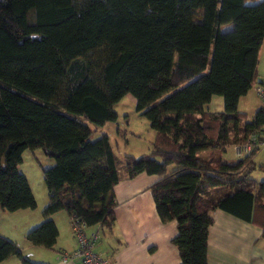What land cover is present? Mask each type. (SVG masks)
<instances>
[{
	"label": "trees",
	"instance_id": "1",
	"mask_svg": "<svg viewBox=\"0 0 264 264\" xmlns=\"http://www.w3.org/2000/svg\"><path fill=\"white\" fill-rule=\"evenodd\" d=\"M263 41L259 0H10L0 11V210L37 208L19 166L26 150H41L54 164L43 169L49 202L27 235L32 245L54 247L49 217L59 212L111 232L115 186L141 173L160 177L150 190L161 221L176 222L181 264H208L215 210L264 238V182L252 178L264 170L258 150L223 157L254 135L264 141V107L251 121L238 109L258 82ZM127 95L156 137L122 170L110 136H93L117 121ZM216 96L224 110L207 112ZM11 257L38 264L0 235V264Z\"/></svg>",
	"mask_w": 264,
	"mask_h": 264
},
{
	"label": "crops",
	"instance_id": "2",
	"mask_svg": "<svg viewBox=\"0 0 264 264\" xmlns=\"http://www.w3.org/2000/svg\"><path fill=\"white\" fill-rule=\"evenodd\" d=\"M263 83L264 41L259 52L258 82L247 95L241 97L238 105L239 111L245 113L249 121L253 119L260 108L264 107V102L255 92V86ZM214 101L215 97L205 107L207 112H211L209 107ZM217 102H220L219 106H221V102L224 101L218 100ZM133 105L136 106V101L133 102ZM108 125L110 124L107 123L104 126L107 127ZM147 128L149 139L145 143L132 147V152L141 153H131L126 156L141 157L153 150L156 132L151 129L150 124ZM119 131L118 129L117 134L111 129L105 132L110 136L111 143L115 135L120 138ZM125 133L127 132L125 131L123 134L122 143H126L124 141ZM116 144H118V141H116ZM143 145L146 146L144 150H142ZM230 147L226 149L223 157L228 160H236L237 158ZM263 148L257 149L258 151L253 160L258 158V153ZM114 153L119 159L115 149ZM201 156L208 158L209 153H202ZM159 179L160 177L157 175L141 173L132 179L123 177L119 184L115 186L114 212L116 225L114 229L108 232L100 226L87 227L88 233L99 232V239L94 248L97 254L108 259L112 264H181L178 249L172 243L178 233L176 222L163 223L161 221L150 190ZM48 202L49 195L46 205ZM210 215L213 224L209 228L208 235V264H264V238L259 227L222 210H215ZM49 219L55 222L59 231L54 247L48 249L30 244L25 239L27 233L30 232L28 231L30 229H27L22 243L23 246L20 247L23 256L38 264H80L76 260L69 262L61 260L65 253L73 252L78 247L77 238L71 227V217L65 212H59L51 215ZM27 221H35L39 222L37 224H41L44 217L42 216L39 220L35 214L34 216L29 214ZM4 237L9 239L7 235H4ZM15 242L17 243V241ZM1 264H20V259L11 257Z\"/></svg>",
	"mask_w": 264,
	"mask_h": 264
},
{
	"label": "rangeland",
	"instance_id": "3",
	"mask_svg": "<svg viewBox=\"0 0 264 264\" xmlns=\"http://www.w3.org/2000/svg\"><path fill=\"white\" fill-rule=\"evenodd\" d=\"M9 2L10 0H0V11H3L6 7H8ZM232 28V25H224L221 29L223 32H226L230 31ZM218 100L223 101V98L220 96L215 97V101L209 107L211 112L224 110V102H221V106H219L220 102H217ZM133 102H135V99L131 95L124 97L115 107V111L119 116L117 122L109 123L110 125L107 127L104 126L105 128L97 127V131L93 136V139H97L101 136V134L108 132L110 129L113 130V132L115 131V134H117L118 129L120 130L118 132V135H121L119 136L120 138H117L118 136L116 137L115 135L114 139H112V145L116 154L118 153V164L122 170L124 169V159L126 155L131 153H141L132 152V147L137 146V144L139 145L145 143L146 140L149 139L147 128L149 122L146 118L137 113ZM85 123L95 128L93 125L87 122ZM125 131L127 132L125 133L124 138L126 143H122ZM116 141H118V144H116ZM127 145L129 146L127 147ZM145 148L146 146L143 145L142 150ZM258 154V158L256 160L254 159L257 167L262 164L264 165V148L260 150ZM53 164V159L46 157L41 150H26L23 154V163L19 166V171L24 173L29 181L30 187L37 200V208L33 210H22L17 213L0 210V235H7L11 241H17L19 247L23 246L22 243L26 235L25 231L27 229H30L28 231H31L38 227L37 225H40L37 224L39 222L27 221L29 214H33V216L35 214L39 220H41L42 216L44 217L43 212L47 206L48 191L43 178V169L49 168ZM252 178L256 181L264 182V170H255L252 173ZM25 239H27V236Z\"/></svg>",
	"mask_w": 264,
	"mask_h": 264
},
{
	"label": "built area",
	"instance_id": "4",
	"mask_svg": "<svg viewBox=\"0 0 264 264\" xmlns=\"http://www.w3.org/2000/svg\"><path fill=\"white\" fill-rule=\"evenodd\" d=\"M257 96L264 102V84L255 86ZM264 147V141L257 136H252L245 144H236L230 147L234 156L241 159L251 156L255 149ZM71 227L78 241V247L75 251L65 253L61 260L69 262L78 261L80 264H112L108 259L100 256L94 251L95 244L99 239V232H87V226L78 219L71 218Z\"/></svg>",
	"mask_w": 264,
	"mask_h": 264
}]
</instances>
